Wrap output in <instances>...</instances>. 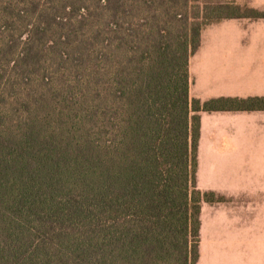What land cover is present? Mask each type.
<instances>
[{
  "label": "trees",
  "instance_id": "16d2710c",
  "mask_svg": "<svg viewBox=\"0 0 264 264\" xmlns=\"http://www.w3.org/2000/svg\"><path fill=\"white\" fill-rule=\"evenodd\" d=\"M201 0H0V264H197Z\"/></svg>",
  "mask_w": 264,
  "mask_h": 264
},
{
  "label": "crops",
  "instance_id": "0c3cea01",
  "mask_svg": "<svg viewBox=\"0 0 264 264\" xmlns=\"http://www.w3.org/2000/svg\"><path fill=\"white\" fill-rule=\"evenodd\" d=\"M241 27L234 18L203 28L189 63L192 98L264 97V36ZM199 115V181L203 166L209 175L199 189L216 197L202 202L199 263L264 264V109ZM244 213L247 228L232 221L208 227L212 217Z\"/></svg>",
  "mask_w": 264,
  "mask_h": 264
},
{
  "label": "rangeland",
  "instance_id": "374dc122",
  "mask_svg": "<svg viewBox=\"0 0 264 264\" xmlns=\"http://www.w3.org/2000/svg\"><path fill=\"white\" fill-rule=\"evenodd\" d=\"M201 1H205V0H201ZM210 1V0H208ZM212 1H218V2H233L235 4H238L239 6L246 8H256L259 10H264V0H212ZM236 21H238V23H240V26H242L241 28H244V33L245 34H249V35H260V36H264V18H259V19H254V18H238L236 19ZM198 165H199V161H198ZM202 172V178H200L199 181V166L197 168V187H199V184L201 182L202 186L205 184L206 181H208L209 179V175L206 171V169L204 170V166L203 169L201 170ZM208 175V176H207ZM216 221H218V223L220 222H225V221H232L234 223H239V225H237V228H247V218L244 214H235V215H231L228 217V219L226 220L224 219H216L214 217H212L209 220V228H215L216 227ZM221 225V224H220ZM231 227V226H229ZM205 235V233H204ZM200 247V245H199ZM197 264H205L204 262L199 263V260L197 262ZM208 264H217V263H212L209 262Z\"/></svg>",
  "mask_w": 264,
  "mask_h": 264
}]
</instances>
